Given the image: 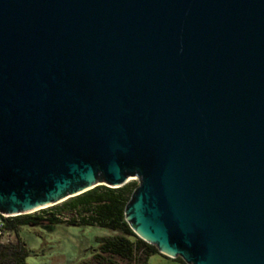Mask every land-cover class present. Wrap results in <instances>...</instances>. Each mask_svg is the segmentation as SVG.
<instances>
[{
  "label": "water",
  "instance_id": "water-1",
  "mask_svg": "<svg viewBox=\"0 0 264 264\" xmlns=\"http://www.w3.org/2000/svg\"><path fill=\"white\" fill-rule=\"evenodd\" d=\"M133 178L160 253L264 264V0H0V212Z\"/></svg>",
  "mask_w": 264,
  "mask_h": 264
},
{
  "label": "trees",
  "instance_id": "trees-1",
  "mask_svg": "<svg viewBox=\"0 0 264 264\" xmlns=\"http://www.w3.org/2000/svg\"><path fill=\"white\" fill-rule=\"evenodd\" d=\"M130 182L120 188L97 186L57 205L36 212L13 216L7 220L8 232L17 233L21 226H96L115 232L113 236L97 238L98 246L90 259L81 264H148L159 251L139 238L126 221L125 209L137 188ZM30 251L17 239L15 243H0V264H27ZM175 261L185 264L181 258Z\"/></svg>",
  "mask_w": 264,
  "mask_h": 264
},
{
  "label": "rangeland",
  "instance_id": "rangeland-1",
  "mask_svg": "<svg viewBox=\"0 0 264 264\" xmlns=\"http://www.w3.org/2000/svg\"><path fill=\"white\" fill-rule=\"evenodd\" d=\"M130 182H137V179H130ZM114 234L113 231L96 226L39 224L21 226L17 233L8 232L2 243H15L20 239L30 251L27 264H81L91 258L98 246L97 238ZM174 259L159 252L149 258L148 264H181Z\"/></svg>",
  "mask_w": 264,
  "mask_h": 264
},
{
  "label": "built area",
  "instance_id": "built-area-1",
  "mask_svg": "<svg viewBox=\"0 0 264 264\" xmlns=\"http://www.w3.org/2000/svg\"><path fill=\"white\" fill-rule=\"evenodd\" d=\"M13 216L9 214H3L0 212V243H2L4 237L8 234L6 229L7 220Z\"/></svg>",
  "mask_w": 264,
  "mask_h": 264
},
{
  "label": "crops",
  "instance_id": "crops-1",
  "mask_svg": "<svg viewBox=\"0 0 264 264\" xmlns=\"http://www.w3.org/2000/svg\"><path fill=\"white\" fill-rule=\"evenodd\" d=\"M55 226H66V227H70L69 225H64V224H61V225H55ZM73 227H79V226H73ZM56 229V228H55Z\"/></svg>",
  "mask_w": 264,
  "mask_h": 264
}]
</instances>
